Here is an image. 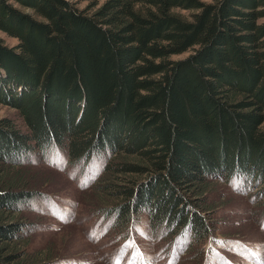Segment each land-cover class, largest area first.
I'll return each mask as SVG.
<instances>
[{
	"label": "trees",
	"instance_id": "trees-1",
	"mask_svg": "<svg viewBox=\"0 0 264 264\" xmlns=\"http://www.w3.org/2000/svg\"><path fill=\"white\" fill-rule=\"evenodd\" d=\"M0 30L18 40L0 39V102L32 130L0 123V212L40 196L3 161L55 146L105 159L98 214L120 237L145 214L202 242L212 177L264 184V0H0ZM21 227L0 215V264Z\"/></svg>",
	"mask_w": 264,
	"mask_h": 264
},
{
	"label": "rangeland",
	"instance_id": "rangeland-1",
	"mask_svg": "<svg viewBox=\"0 0 264 264\" xmlns=\"http://www.w3.org/2000/svg\"><path fill=\"white\" fill-rule=\"evenodd\" d=\"M86 5L79 3L80 8ZM0 39L8 47L18 44L1 30ZM4 120L22 134L32 132L19 108L0 102V123ZM16 158L19 161H3L8 177L25 179L40 195L17 203L18 210L0 212L3 221L22 224L12 250L19 256L18 264H264L263 182L249 187L241 178L212 177L201 195L206 203L197 202L194 208L212 228L202 242L195 241L188 229L171 231L174 235L163 232L165 228L153 230L145 214L125 231L130 236L120 237L110 220L98 214L115 200L98 191L105 159L94 158L82 168L57 146L43 156L16 153Z\"/></svg>",
	"mask_w": 264,
	"mask_h": 264
}]
</instances>
